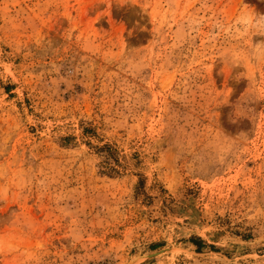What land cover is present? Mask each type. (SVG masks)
Instances as JSON below:
<instances>
[{
    "label": "rangeland",
    "instance_id": "obj_1",
    "mask_svg": "<svg viewBox=\"0 0 264 264\" xmlns=\"http://www.w3.org/2000/svg\"><path fill=\"white\" fill-rule=\"evenodd\" d=\"M249 13L264 0H0V264H264Z\"/></svg>",
    "mask_w": 264,
    "mask_h": 264
},
{
    "label": "clouds",
    "instance_id": "obj_2",
    "mask_svg": "<svg viewBox=\"0 0 264 264\" xmlns=\"http://www.w3.org/2000/svg\"><path fill=\"white\" fill-rule=\"evenodd\" d=\"M243 19L251 28H255L258 32L264 31V15L249 13L244 16ZM252 56L257 59H264V42H257L253 44ZM231 60L233 67L240 66L242 63V58L238 54L234 55Z\"/></svg>",
    "mask_w": 264,
    "mask_h": 264
},
{
    "label": "trees",
    "instance_id": "obj_3",
    "mask_svg": "<svg viewBox=\"0 0 264 264\" xmlns=\"http://www.w3.org/2000/svg\"><path fill=\"white\" fill-rule=\"evenodd\" d=\"M249 1L253 2V0H249ZM99 150H103V151L109 152L111 149H110L109 145L104 144V145H102V147ZM189 240L193 241L194 243L197 242L198 245L199 244H201V245L203 244V242L200 239H198L197 237H189ZM197 247H200V246H197Z\"/></svg>",
    "mask_w": 264,
    "mask_h": 264
}]
</instances>
